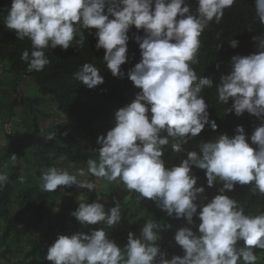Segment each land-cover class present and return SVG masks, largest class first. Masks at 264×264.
Returning <instances> with one entry per match:
<instances>
[{
  "label": "clouds",
  "instance_id": "1",
  "mask_svg": "<svg viewBox=\"0 0 264 264\" xmlns=\"http://www.w3.org/2000/svg\"><path fill=\"white\" fill-rule=\"evenodd\" d=\"M235 3L197 0L193 12L188 0H11L4 26L15 30L18 40L31 41V50L25 49L20 57L29 72L42 71L50 64L46 49L82 47L84 32L93 35L95 29V48L104 50L107 70L123 79L121 66L129 60V31L133 26L143 30V36L133 37L141 59L127 71V78L140 91L115 111L114 126L106 135L97 137L101 146L96 150L98 160L87 161V174L108 182L119 180L139 193L138 199L152 201L167 216L186 223L174 235L183 256L166 258L158 244L162 239L159 226L148 220L139 236L128 233L125 251L109 239L103 227L87 234L58 235L45 256L51 264H256L255 250H264V212L247 215L226 193L237 184L254 183L264 195V36L253 37L256 52L233 55L230 72L222 74L215 85L218 101L226 105L231 101L225 115L234 112L239 117L247 112L261 120L260 125L250 137L237 125L233 136L220 133L214 139L201 140L198 151H188L186 158L171 167L164 160L169 146L172 152L182 153L183 145L205 126L214 132L218 128L201 95L203 89L213 87V79L198 76L192 65L198 62L204 30L213 20L219 23L225 9ZM255 12L264 24V0H255ZM229 44L235 49L238 41L229 39ZM74 78L88 89L104 83L93 63H84ZM11 160L15 163L16 155H11ZM193 168L204 171L209 188L218 180L222 182L210 200L204 195L205 187L197 186L199 177ZM85 175L83 168L71 173L47 167L41 171L39 186L45 192L73 185L95 191L94 181L78 179ZM7 181L8 177L0 174V190ZM80 197L85 199V194ZM113 201L114 206L107 210L99 197L91 203L81 202L71 215L84 227L113 228L122 222L121 203L115 197Z\"/></svg>",
  "mask_w": 264,
  "mask_h": 264
},
{
  "label": "trees",
  "instance_id": "2",
  "mask_svg": "<svg viewBox=\"0 0 264 264\" xmlns=\"http://www.w3.org/2000/svg\"><path fill=\"white\" fill-rule=\"evenodd\" d=\"M188 3L194 12L198 7L197 0H188ZM10 6L11 0H0V68L3 67L4 74L9 73L8 81L1 78L0 85L3 87L7 82L11 87L10 90H2L0 107L7 123L16 116L15 107L20 99L25 111L21 123L24 128L23 139L16 142L12 133L6 132L0 153V174L8 177L5 186L0 190V263L4 261V264H9L11 257L17 256L25 263L30 260L32 264H51L45 256L48 247L55 242L58 235H71L76 232L87 234L91 229L100 227L105 228L109 239L114 240L125 251L128 233L133 232L139 236L142 225L148 220L159 226L162 239L158 244L161 251L167 253L166 258L171 259L173 255L183 256L184 252L176 244L174 235L179 227L186 226L184 219L167 216L156 203L138 199L139 193L135 191L131 193L130 200H136V203L127 206L121 213L122 221L126 219L127 224L121 223L108 230L106 225L84 227L71 215L79 203L95 201V191H91L90 196L81 200L75 185L70 188L58 186L54 192L42 191L39 186L40 174L44 168L55 166L70 170L80 166L87 169L89 159L98 160L96 150L101 146L96 142L97 137L106 135L114 125L115 111L130 103L140 91L127 78V71L141 59L139 46L133 37L143 36V30L137 31L133 26L129 31V60L121 66L125 73L123 79L112 76L107 70L103 61L104 50L97 51L95 48V29L91 30L93 35L84 32L86 40L82 47H70L67 51L61 50L59 46L46 49L50 64L42 71L29 72L27 63L20 57L25 49L31 50V41L27 38L18 40L15 30L4 26L6 10ZM254 36H264V24L256 17L255 0H236L231 8L225 9L219 23L213 20L204 30L196 57L198 62L192 67L198 76H211L213 79V87L203 89L201 95L209 105L210 119L216 121L218 128L214 132L209 126H205L197 137L189 139L183 145L182 153L172 152L169 146L164 154L167 166L179 164L181 159L186 158L188 151H198L201 140L214 139L220 133L233 136L237 125H242L246 135L250 137L254 128L260 125L261 120L247 112L239 117L234 112L225 115L227 107H231V101L228 105L219 102L215 88L220 76L230 72L233 55L246 56L257 51ZM229 39L238 41L235 49L230 47ZM84 63H93L100 69L104 77L103 84L88 89L74 78V73ZM26 79H30L35 87L30 83L27 94H23L20 82ZM12 90L15 95L10 94ZM39 106L41 109L37 108ZM104 122H108V127ZM49 135L54 138L48 140ZM80 139L83 144L76 146V141ZM27 149L33 154V164L28 162ZM13 154L17 157L15 163L11 160ZM193 172L199 177L197 186L205 187L204 195L209 200L218 194V188L222 187L219 184L221 181L218 180L216 186L209 188L204 171L193 168ZM92 178L98 187L99 183L104 184L102 188L99 187V196L108 200L116 195L122 185V182L117 185L104 181L103 178ZM226 194L236 199L247 215L264 212V195L259 193L254 183L245 186L237 184L233 191ZM102 203L106 210L114 206L106 205V201ZM194 221L196 225L199 224L196 217ZM169 224L172 225L170 229L167 228ZM192 227L196 231V227ZM239 244L242 246L243 241ZM255 252L260 259L257 264H264V250L256 249ZM22 261L18 263L22 264Z\"/></svg>",
  "mask_w": 264,
  "mask_h": 264
},
{
  "label": "rangeland",
  "instance_id": "3",
  "mask_svg": "<svg viewBox=\"0 0 264 264\" xmlns=\"http://www.w3.org/2000/svg\"><path fill=\"white\" fill-rule=\"evenodd\" d=\"M7 69H9V68H7ZM31 83V85L33 86V87H35V84H33V82H31V80L29 79H26V80H23L22 82H20V86H21V89H22V93L23 94H27V92H28V88H29V84ZM3 89H7L6 87H4ZM30 92H32V91H30ZM12 93H13V95H15V91L14 90H12ZM10 95V94H9ZM10 97H11V95H10ZM21 97H22V95H21ZM7 102H8V100H7ZM16 115H17V117L19 118V116L21 115L22 116V118H23V115H24V105L21 103V99L19 100V102H18V104L16 105ZM37 108H40L41 109V107L39 106V107H37ZM38 115H39V112H38ZM40 121V120H39ZM107 123L108 122H104V125H106L107 126ZM114 126V125H113ZM108 127V126H107ZM106 127V128H107ZM105 128V129H106ZM104 129V130H105ZM103 130V131H104ZM16 133V132H15ZM16 138H17V135H14ZM37 138V137H36ZM18 139V138H17ZM16 142H17V140H16ZM18 142H20V141H18ZM77 143H75V145L76 146H80V144L82 143V140L80 139V140H77L76 141ZM83 144V143H82ZM26 155L28 156V162H31V164H33L34 163V161H32L31 159L33 158V154L30 152V149H27L26 150ZM81 167L80 166H77V167H72V169H70L69 171L71 172V173H75L76 172V170L77 169H80ZM85 170V172H86V175L85 176H83V177H78V179H81V180H84V179H88V180H92V175L91 174H87V169L85 168L84 169ZM103 180L104 181H107L106 179H104L103 178ZM98 181V180H97ZM113 183H116L117 185H120V181L119 180H117V181H113ZM108 184V183H107ZM104 184H101V183H99V187L100 188H102V186H103ZM98 186H97V188H96V190H95V200L97 199V197H99L100 198V202L102 203V202H105L106 201V205H110V206H113L114 205V201H113V198L112 199H105V198H103V196H99V191H100V188H99ZM76 188H77V190L79 191V197H80V195L81 194H85V199H86V197L87 196H90V195H88V193H89V190H87V189H81V188H78L77 186H76ZM120 189L119 190H117V192H116V195L114 196L115 198H116V200H118L120 203H121V206H122V212H123V209L124 208H126L127 206H129V205H133V204H135L136 203V200H134V201H132V200H130V196H131V193L133 192V191H130V190H128L127 188H126V186L122 183V185H120V187H119ZM81 198V197H80ZM130 222H131V220L128 222V224H130ZM121 223H124L125 225L127 224L126 223V219L125 220H123ZM119 225H121V224H119ZM118 225V226H119ZM106 228L109 230L110 228H108L107 226H106ZM27 245L28 246H30V244L29 243H27ZM23 259H21V258H18L17 256H13V257H11V260H10V263L9 264H19L18 262L19 261H22ZM260 259H257V261H256V264H257V262L259 261ZM1 264V263H0ZM2 264H4V261H3V263ZM22 264H32V262L29 260L28 262H23L22 261ZM33 264H35L34 262H33Z\"/></svg>",
  "mask_w": 264,
  "mask_h": 264
},
{
  "label": "crops",
  "instance_id": "4",
  "mask_svg": "<svg viewBox=\"0 0 264 264\" xmlns=\"http://www.w3.org/2000/svg\"><path fill=\"white\" fill-rule=\"evenodd\" d=\"M4 78L8 81L9 79V73L4 74L3 73V67L0 68V79ZM6 84H3L4 86L2 87V85H0V97H2L3 88L6 87L7 89L10 90V86L7 84V82H5ZM6 90V89H5ZM10 94H12V92H10ZM1 101V98H0ZM24 116V115H23ZM7 118L4 114L3 111H1V107H0V153L2 152V146L4 145V139L6 137V132H10L12 133V135H17V138L14 136L15 141H20L21 139H23V135H24V128L21 126L22 124V116L20 115L19 118L17 117V115L10 121V122H6ZM16 132V133H15ZM94 179L92 178V181ZM95 182V181H94ZM91 191H89L90 193ZM88 193V195H89ZM94 194V193H93ZM92 194V196H93ZM87 198V197H86Z\"/></svg>",
  "mask_w": 264,
  "mask_h": 264
}]
</instances>
